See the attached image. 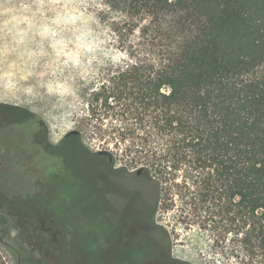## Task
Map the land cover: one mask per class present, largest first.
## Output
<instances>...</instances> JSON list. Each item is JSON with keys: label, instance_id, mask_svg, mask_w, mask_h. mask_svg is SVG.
Returning a JSON list of instances; mask_svg holds the SVG:
<instances>
[{"label": "trees", "instance_id": "trees-1", "mask_svg": "<svg viewBox=\"0 0 264 264\" xmlns=\"http://www.w3.org/2000/svg\"><path fill=\"white\" fill-rule=\"evenodd\" d=\"M116 2L120 57L88 94L93 131L152 185L146 219L154 222L161 195L168 208L176 198L188 223L217 233L225 264H264V0ZM74 140L56 147L57 170L20 198L23 210L66 209L63 198L87 180L82 168L93 159L83 163L89 151Z\"/></svg>", "mask_w": 264, "mask_h": 264}, {"label": "rangeland", "instance_id": "rangeland-1", "mask_svg": "<svg viewBox=\"0 0 264 264\" xmlns=\"http://www.w3.org/2000/svg\"><path fill=\"white\" fill-rule=\"evenodd\" d=\"M116 1L0 0V257L5 264H19L27 256L36 264H125L124 250L109 231V183L101 204L104 217L96 202L83 206L80 189L63 198L67 207L60 216L19 206L20 198L46 187L57 170L55 149L73 130L94 154L83 170L104 162L96 157L100 150L110 151L118 168L126 166L132 173L139 169L101 139L86 116L88 94L107 79L109 63L120 57L114 30L124 21V12ZM6 107L22 111L11 116ZM4 118L21 122L6 125ZM58 161L60 168L61 157ZM93 171L90 167L85 178ZM139 180L148 208L154 190L144 178ZM166 199L161 195L154 222L143 221L145 234L170 252L176 264H225L217 233L188 223L180 202L175 198L168 208ZM144 206L138 187L125 212L142 223ZM232 237L226 236L227 244Z\"/></svg>", "mask_w": 264, "mask_h": 264}, {"label": "flooded vegetation", "instance_id": "flooded-vegetation-1", "mask_svg": "<svg viewBox=\"0 0 264 264\" xmlns=\"http://www.w3.org/2000/svg\"><path fill=\"white\" fill-rule=\"evenodd\" d=\"M8 121L6 118L3 119V123ZM78 136L65 137L60 143L67 142ZM88 156L94 158V154L91 152L87 154ZM89 157L88 159L85 158V161L83 159V163L86 160H90ZM96 157L104 159L105 162H102L101 165L91 164L87 170H84L83 176L85 177L90 167L94 169L91 178L86 181H80L77 189H80L84 202H90L91 204L96 202L101 207L100 216L104 217L106 212L102 209L101 204L105 202L103 192L107 183H109V192L112 193L109 197V231L115 236L121 245L119 246L124 250L126 261H132L134 264H176L177 262L172 260L170 252L159 249L154 240L145 234L143 221L146 218L144 217L142 223H139L132 215L126 213L128 211L127 205L137 193L138 187L144 206V185L139 180L141 173H137V171L132 173L114 166L112 163L113 159L109 161L106 155L96 153ZM122 184L126 185L124 189ZM144 208L146 209L145 206ZM131 256L132 260L130 259Z\"/></svg>", "mask_w": 264, "mask_h": 264}, {"label": "water", "instance_id": "water-1", "mask_svg": "<svg viewBox=\"0 0 264 264\" xmlns=\"http://www.w3.org/2000/svg\"><path fill=\"white\" fill-rule=\"evenodd\" d=\"M71 135L78 136V135H80V132L77 131V130H73V131L68 132L64 137H69ZM97 154L106 155L109 158V161H112V159H113V154L110 151H108V150H100V151L97 152ZM137 173H139V171H137ZM146 203H147V206H148L149 202L147 201Z\"/></svg>", "mask_w": 264, "mask_h": 264}]
</instances>
